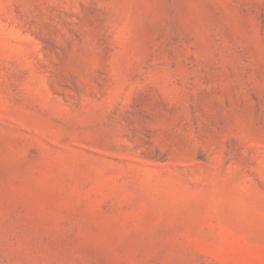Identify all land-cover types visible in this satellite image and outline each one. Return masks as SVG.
<instances>
[{"label": "rangeland", "instance_id": "374dc122", "mask_svg": "<svg viewBox=\"0 0 264 264\" xmlns=\"http://www.w3.org/2000/svg\"><path fill=\"white\" fill-rule=\"evenodd\" d=\"M0 264H264V0H0Z\"/></svg>", "mask_w": 264, "mask_h": 264}]
</instances>
